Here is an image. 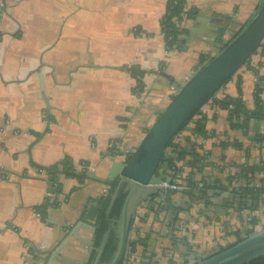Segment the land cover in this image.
I'll use <instances>...</instances> for the list:
<instances>
[{"label":"crops","instance_id":"0c3cea01","mask_svg":"<svg viewBox=\"0 0 264 264\" xmlns=\"http://www.w3.org/2000/svg\"><path fill=\"white\" fill-rule=\"evenodd\" d=\"M185 1L188 9H196L198 17L210 19L217 29L187 20L183 27L189 35L182 37L181 49L168 51L161 20L169 0H0V264H48L50 257L52 264H89L94 235L81 227L78 237L68 236L85 201L103 198L107 187L59 176V207L49 209L43 220L37 217V208L53 198L46 172L38 167L71 161L77 172L96 170L104 176L113 159L123 161L134 152L155 123L156 113L177 93V86L161 73L185 84L257 5V0ZM201 29L211 33L210 41L197 33ZM135 69L145 72V92L140 96L135 93ZM259 89L264 102V48L218 99L239 100L250 111ZM43 93L51 123L30 160L28 149L46 127ZM201 119L204 132L185 133L182 148L188 153L195 150L204 159L202 172L195 173L197 180L224 181L231 165L246 164L245 153L234 143L251 147V141L238 129L241 120L235 123L216 101L203 107L197 121ZM260 154L264 158V144ZM190 159L187 155L181 163L188 174ZM263 181L264 173L255 178L251 192H258L254 185ZM252 200L248 207L245 200L240 208L237 202L231 209L220 207L213 215L219 224L211 240L203 236L208 234L205 221L190 224L189 251L212 255L236 243L246 231L262 230L264 206L258 208ZM143 208L131 232V243L141 244L130 262L146 263L148 252L154 264L195 262L182 245L166 237L169 212L157 219L147 206ZM175 235L184 239L181 230Z\"/></svg>","mask_w":264,"mask_h":264},{"label":"water","instance_id":"95a60500","mask_svg":"<svg viewBox=\"0 0 264 264\" xmlns=\"http://www.w3.org/2000/svg\"><path fill=\"white\" fill-rule=\"evenodd\" d=\"M196 21L211 29H217L210 19L197 17ZM197 33L203 36L204 40H210L211 33L205 29H201ZM263 41L264 0H257V5L251 15L239 30L224 42L214 55H210L208 60L185 84H178L165 72L161 73L162 77L169 79L175 87L177 86V93L165 109L156 113L155 123L146 132L140 145L126 160L113 159L104 176L98 175L96 170L85 172L84 177L87 180L107 187L106 195L103 198H89L85 201L78 211L77 223L68 238L78 237V230L81 227L89 229L95 236V225L101 207L109 198L112 206L117 197L123 193L126 194V198L117 224V250L109 264L125 263L131 245L133 222L141 215L143 206H147L157 219L160 214L169 212L168 221H166L169 231L166 237L182 245L186 253L196 259L191 264H250L256 259L264 257V228L246 236L230 249L211 257H202L199 253L190 252L187 242L190 224H197L201 219H205L204 231H207L210 226L215 227L219 224L215 217L209 219L207 216V213L211 211L210 207H212L211 212L214 215L220 207L231 209L237 202V207L240 208V201L245 200L249 204V202H253L252 198L258 208L264 206V181L261 186L254 185L256 189H262L263 194L253 195L251 192L255 178L264 173V158L260 154L264 144V135L261 134L262 129L264 133V114L262 120L256 119L254 112L250 116L238 118L241 120L240 131L251 141V147L243 146L241 150L246 155V164L243 168L231 165V168L227 169L228 174L224 181L209 180L210 186L215 188L205 189L201 186L202 181L197 180L196 176L189 179L195 183V188L190 186L189 181L186 186L180 183L181 187L172 188V185L177 182L179 171H174L175 164H171V159L173 160L175 155L168 153L169 147L183 130L196 132V130L190 129L188 124L204 106L217 100L218 94L241 69L250 67V61ZM43 98L47 109L46 127L28 149L30 160L33 147L45 136L51 123L50 104L44 93ZM197 131L201 132V128ZM250 133L257 137H249ZM255 143L257 146H254ZM251 167H256V169L249 170ZM38 168L49 173L48 168ZM227 170L225 168L226 172ZM58 175H63L61 170L58 171ZM54 182L55 175L51 174L48 189L51 198L56 196ZM163 183H167V186L164 187ZM195 212L197 216H195ZM143 220L147 219L143 218ZM178 230L182 231L183 240L176 238L175 233ZM108 236H105L100 248L96 249L97 255L92 264L100 263ZM53 255H56L55 252ZM52 259L53 257H50L48 264H52ZM58 259L61 257L59 256Z\"/></svg>","mask_w":264,"mask_h":264},{"label":"trees","instance_id":"16d2710c","mask_svg":"<svg viewBox=\"0 0 264 264\" xmlns=\"http://www.w3.org/2000/svg\"><path fill=\"white\" fill-rule=\"evenodd\" d=\"M199 13L196 9H188L186 6L185 0H169L168 6H167V12L163 19L161 20V31L164 36L165 45L170 51L174 50H180L181 44H182V37L188 36L189 31L186 27H183L182 24H184L185 21H195L198 17ZM220 40V39H219ZM207 59V58H206ZM204 57H201L202 62L206 61ZM203 64V63H202ZM133 74L137 78V87L135 90V93L140 96L145 92V84L143 82V78L145 76V72L139 71V70H133ZM236 76V75H235ZM241 83V80L238 81V84ZM261 89H259L255 95V106L253 110H247L239 100H233L228 97H226L223 100H216V102L223 108H226L230 112V118L235 120V123L237 121V118L240 117H246L250 116L251 113H255V118L258 120L263 119L264 114V102L261 99ZM174 97V96H173ZM172 97V99H173ZM201 113V111L196 115ZM238 129L241 128V125L237 124ZM201 128V132H204V125L203 120L200 121L196 120V131ZM185 141H188V139H185ZM234 146L242 150L243 145L240 143H234ZM178 158L177 160H184L185 156L190 155V161H188V165L192 167L193 169H196L198 172H202L203 168V157L200 156L199 153H197L195 150H192L188 153L186 147L178 148ZM43 170L42 168H40ZM49 169V173L46 172V175L48 177V182L50 179L51 174L55 175V182L54 186L56 189V196L51 199V201L45 203L44 205L37 208V213H39L43 220L47 217L48 210L49 209H56L59 207L58 202V195L60 194V184L58 183L59 175L58 171H62L63 174L77 178L80 182H84L86 178L84 177L86 169L81 172H77L75 170L74 164L71 161H66L64 163H61L59 165L52 166ZM256 167H251L249 170H255ZM258 169H260L258 167ZM180 172V170H179ZM243 173V172H242ZM245 174V173H243ZM189 181V179H188ZM189 184L191 187L195 188V183H193L191 180L189 181ZM203 187L205 189L215 188L214 186H210V181L204 178L202 181ZM115 188V187H114ZM126 198V194L121 193L117 199L114 201V203L111 206V199L109 198L108 201L101 207L100 213L98 215L97 221H96V233L94 238V253L93 257L90 260L89 264H92L96 258L97 251L96 249L100 248L104 238L106 235L108 236L104 252L101 257V261L99 264H109L113 255L115 254L117 250V224L118 220L120 218L121 210L124 204ZM246 202V201H245ZM111 206V207H110ZM244 206L248 207V203L246 202ZM253 231H250L248 235L252 234ZM242 239H238L237 242H240ZM236 242V243H237ZM236 243L230 244L224 248H221L219 251L213 253L212 255H216L220 252L226 251L233 247ZM139 245L138 242L131 243L130 246V254L135 253L136 247ZM210 255V257L212 256ZM48 256H46L47 258ZM49 258V257H48ZM47 260V259H46ZM124 264V262L120 263ZM250 264H264V257H261L259 259H256L255 261L251 262Z\"/></svg>","mask_w":264,"mask_h":264},{"label":"flooded vegetation","instance_id":"af4514ba","mask_svg":"<svg viewBox=\"0 0 264 264\" xmlns=\"http://www.w3.org/2000/svg\"><path fill=\"white\" fill-rule=\"evenodd\" d=\"M218 100H220V99H218V97H217V101ZM193 123V124H192ZM188 127L190 128V129H194L195 130V127H196V120L194 121V119L188 124ZM187 132H190L189 130H183L176 138H175V140L173 141V143L171 144V146L169 147V151H168V153L170 154V153H172L173 155H175L174 156V159L172 160L171 159V164H175V168H173V170L175 171V169L176 168H178V171L180 170V172H178V173H180L181 175H184L185 177L182 179V183H183V185L185 184V186L186 185H188L187 183H188V179H190L191 177H193V176H195L196 174V169H193L192 167H190L189 165H188V161H190V160H187L186 161V166L188 167V168H190L191 169V173L190 174H188L187 172H185V170H186V167L185 166H183V165H181V163L183 162V161H185V159L184 160H177V158H178V152H176V151H178V148L179 147H182V140H184L182 137H183V135L185 134V133H187ZM132 154V153H131ZM130 154V155H131ZM129 155V156H130ZM128 156V157H129ZM128 157H126L125 159H123V160H126ZM198 172V171H197ZM181 185V184H180ZM202 187H203V184L201 185ZM179 188V187H178ZM246 190H247V188H246ZM256 190H258V192H255V193H253V195H255V194H259V195H261V194H263V190L262 189H256ZM261 190V191H260ZM253 203V202H252ZM248 206H249V204H248ZM132 229H133V227H132ZM131 232H132V230H131ZM248 233H249V231H246V234L245 235H243L242 237H240L239 239H243V238H245L246 236H248ZM135 242H138V240L137 241H135ZM140 242H142V241H140ZM141 243H139V245H140ZM143 245L145 246V248L147 249L146 250V253L148 252V247H147V241H143ZM131 246V245H130ZM130 249V248H129ZM130 250H129V252H128V256H127V259H126V261H125V263L124 264H126L127 262H130L131 261V258H130ZM149 255V256H148ZM148 255L146 256V263L147 264H154V262H155V260H154V256H153V254H151V253H149L148 252ZM210 255H208V256H205V257H209ZM156 263V262H155ZM194 263V262H193Z\"/></svg>","mask_w":264,"mask_h":264},{"label":"rangeland","instance_id":"374dc122","mask_svg":"<svg viewBox=\"0 0 264 264\" xmlns=\"http://www.w3.org/2000/svg\"><path fill=\"white\" fill-rule=\"evenodd\" d=\"M211 40V39H210ZM210 40H208V41H210ZM237 75V74H236ZM220 95L218 94V97H219ZM195 120H197V116L194 118V121ZM193 124V123H192ZM210 209H211V211H212V207H210ZM208 212L207 213V216L209 217V219H213L214 217H213V213L212 212ZM195 216H197V214H196V212H195ZM201 221H206L205 219H201ZM210 227H212V228H210ZM209 228H208V230L207 231H205V232H208V234H203V236H205V237H207V236H209V238H207L208 240H211L212 238H213V235L215 234V232L218 230L217 229V226H215V227H213V226H210ZM213 228H215L214 229V231H213ZM224 230L222 229V226H220V228H219V234H222V232H223ZM218 237V236H217ZM213 252H215V251H213ZM86 259H84V261H85ZM126 264H134L133 262L131 263V262H127ZM135 264H137V263H135ZM140 264H146V263H140Z\"/></svg>","mask_w":264,"mask_h":264},{"label":"built area","instance_id":"2783aa9c","mask_svg":"<svg viewBox=\"0 0 264 264\" xmlns=\"http://www.w3.org/2000/svg\"><path fill=\"white\" fill-rule=\"evenodd\" d=\"M182 25H183V24H182ZM263 48H264V41H263V43H262V45H261V47L259 48L258 51H260V50L263 49ZM166 50L169 51L168 48H166ZM142 95H143V94H142ZM175 170H178V168H176ZM184 177H185L184 175H181V174L179 173V174H178L177 182H176L174 185H172V188H178V187H181V186H180V183H182V182H180V181H182V179H183ZM163 186L166 187V186H167V183H163ZM37 217L42 218L41 215H40L39 213H37Z\"/></svg>","mask_w":264,"mask_h":264}]
</instances>
